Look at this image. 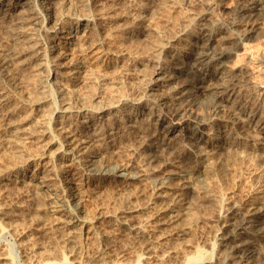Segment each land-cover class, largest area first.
I'll list each match as a JSON object with an SVG mask.
<instances>
[{"label": "rangeland", "instance_id": "1", "mask_svg": "<svg viewBox=\"0 0 264 264\" xmlns=\"http://www.w3.org/2000/svg\"><path fill=\"white\" fill-rule=\"evenodd\" d=\"M44 1L37 3L40 6L49 3L50 6H47L52 7L51 11L49 10L51 14L58 8L62 9L55 13L62 19L61 22L66 25L67 30L72 29L73 33L76 29L79 30L75 23L76 18H80L83 12L85 14L87 9L90 14L94 13L93 11H106V16L113 15V21L110 22L108 17L97 21L90 30L89 38L107 36L106 31L111 30V39L108 37V40L103 42L107 47L102 44V48L97 49L99 51L80 48L85 47V44L80 46L82 41L76 39V44L70 46V52H67L65 57L70 60L53 59V64L50 63L53 66L54 63L60 62L59 65L64 66H58L61 73L59 82L49 85L45 90L46 70L45 73L44 68L38 66L40 60H34L33 63L29 60L33 48L31 45L41 39L37 35L34 41L30 40L28 35H16L14 28L17 26L11 21L21 10V13L26 11V15L34 3L23 1L14 16L8 18L2 16L5 8L1 6L0 94L3 92L7 102L5 107L0 109V140L4 138L11 142L7 140L0 143V176L15 175L12 169L19 161H26L25 170H18L22 177L34 171L47 170L53 174L52 196L64 205L68 204L66 199L71 203L75 202L74 205L76 204L78 209L93 217V227L79 235H72L70 229L63 228L59 215L49 212L50 201L43 194L33 196L24 186L3 184L0 180V211L4 210L5 213L0 215V264H95L99 255L104 258L106 256L108 264H264V148L254 150L249 140L255 139L258 133L255 131V122L246 125L249 111L256 113V118L259 114L264 116V3L256 7L253 0H90L91 3L89 0H60L62 4L58 0ZM125 14H128L127 17ZM127 18L129 19L126 22L124 19ZM124 24H127L126 27ZM181 26H184V29ZM123 27L127 28L126 32ZM173 28L175 31L179 28L186 31L184 37L171 41L168 37L174 31ZM81 33L82 31L78 34ZM17 39L21 40V43ZM22 44L23 48L20 46ZM28 47L31 49L27 50ZM123 50L125 52H122ZM100 51L103 52L99 53ZM198 53L204 55L200 57ZM68 61L75 64L79 61L78 76L74 75L76 79L72 78L73 75L63 64ZM15 64L18 67H14ZM52 66L51 69L54 68ZM13 67L18 73L13 71ZM17 68H20L24 75ZM157 68L171 72L172 78L161 85L148 87L147 78ZM20 74L21 76H18ZM211 74L218 75L217 79L210 82ZM86 79L90 83L85 82ZM230 82L234 84L232 90L225 92L222 98H215L217 91H223L220 89L221 85ZM201 84L209 87H205L202 94L193 100L192 107L174 114L173 109L178 107L176 103L179 101H169V98L173 99L172 95L178 91L191 92ZM63 95L67 97L64 98ZM39 98L43 102L36 105L34 102ZM70 98L74 110L69 113L68 119L66 117L60 122L52 120L56 118L55 111L59 106ZM136 98L143 101L139 103ZM160 100L175 103L168 107L166 115L158 114L161 108L158 106ZM104 103L110 104V112L116 113L109 121L112 122L111 128L123 127L125 120H135L137 124L139 120L143 122L140 121L137 128L132 129L130 136L126 133L124 137H116L113 140L88 136L90 140H86H89V145L86 144L88 148L81 156V162L67 161L64 164L60 158L61 153H55L57 145L46 150L43 141L27 138L26 132L39 131L47 118L50 125L53 124L56 128L64 125L63 133L71 135L69 130L90 117L93 108L106 107ZM213 103L218 108L215 112ZM142 104L152 112L156 110L155 114L147 115L149 110H143ZM91 106L94 107L91 109ZM51 107H54L55 111ZM140 109L145 114H139ZM163 112L165 113V110ZM95 115L99 116L98 113ZM238 116L243 119L240 131L244 134L242 133L241 137L231 125V120ZM263 116L261 117L264 120ZM194 120L202 124L196 125ZM7 121L8 125L5 124ZM95 122L96 120H91V124ZM109 122L107 120L105 125L102 124V128L108 130L111 125H108ZM175 124L176 127L173 128ZM11 136L14 137L11 139ZM211 136L215 137V147L203 142L208 141ZM104 160H108L107 163L111 166L126 165L131 172H144V176L141 181L129 186L105 176L87 178L88 175L83 172V164L101 165L106 163ZM170 172H177L185 178V182H182L184 185L177 179L172 180V183L179 186L178 193L181 191L176 199V205L179 206L173 208L177 211L176 214L170 213L172 208L168 199L160 200L153 196L152 182L161 179L164 174L169 176ZM61 175H69L72 179V184L67 189L61 184ZM164 200H168L169 204ZM132 204L136 211L128 212L126 208ZM168 218L170 222H166ZM135 219L141 220V228L146 232L144 242L137 234L134 235L133 231H129L126 225L120 223L125 220L126 223H132ZM237 222L245 224L242 229H233ZM236 243L243 244L241 251L228 259V245ZM197 247L205 251L201 250V254H204L201 259L200 256L199 259L195 256L199 249L196 250ZM136 254H141V257L135 258ZM4 255H8L9 260L1 259ZM160 255L163 260L161 262L157 261ZM185 259L189 262L185 263Z\"/></svg>", "mask_w": 264, "mask_h": 264}, {"label": "bare ground", "instance_id": "2", "mask_svg": "<svg viewBox=\"0 0 264 264\" xmlns=\"http://www.w3.org/2000/svg\"><path fill=\"white\" fill-rule=\"evenodd\" d=\"M23 1H31V2H33L34 3V6H33V8L31 7V9H30V11L26 14V15H24V13L26 12H24V13H21V12H23L22 10L21 11H17L18 13H16L15 11L18 9V8H21V5H22V3H23ZM38 1H40L41 2V0H0V8L2 9V7L1 6H3L5 9H4V13H3V17H10V16H12L14 13H16L15 15L16 16H14L13 17V19H11V21H13V23L17 26V27H15L14 28V30H15V32H17V34L16 35H18V36H20V35H22V34H25V35H28L29 37L28 38H31L30 40H36L37 39V37L39 38V39H41L40 41H35V43L33 44V46L31 45V47H33L32 48V52H30V53H32L31 54V56L29 55V57L31 58V59H29V60H32V63H33V61L35 60H40L41 62L38 64V66L40 67V68H44V72H45V70H46V72H47V74H44V75H46L45 76V81L44 82H47L45 85V87H44V85L43 84H41L42 82H40V85H43V87L45 88V90H46V88L48 89V86L50 85V86H52V85H55L56 83H57V81H58V77H60V75H61V73L59 72V67L58 66H61V67H63L64 65H59L60 64V62L59 63H54V68H53V66L52 65H50V63L52 62V60L53 59H55V60H59L60 61V59L61 60H64V59H67V58H65L66 57V55H67V52L69 53L70 51V46H72L74 43H75V41H76V39L78 40V39H80V41H82V43L80 44V46L81 45H84L85 44V47H80V48H89V50H93V49H99V47H101V46H103L102 44H104L103 42H105L106 40H108V37H109V33H110V31L108 32V31H106L107 33H108V35L107 34H105V35H107V36H104L103 34V36L102 37H98V38H89L90 36H89V34H90V30H91V28L93 27V25L94 24H96V22L97 21H100V20H102V19H104L105 20V18L106 17H108V16H106V11H104L103 10V12H105V13H95V12H97V11H93L94 13H91L90 14V12H87L89 9H87L86 11H85V14H84V12H83V15H81L80 16V18H76V24L78 25V27H79V30L77 31V29H76V31H75V33H73V31H72V29L70 30H67V27H66V25L64 24V23H62L61 21H62V19L55 13L59 8L58 7H60V6H58L57 8L58 9H54L55 11H52V14L51 13H49V10L51 11V9H52V7H50L49 8V3L48 4H44V5H41L40 6V4H38L37 2ZM46 1V0H45ZM44 1V2H45ZM48 1V0H47ZM46 1V2H47ZM55 1V0H54ZM58 1H60V0H58ZM62 1V0H61ZM60 1V2H61ZM79 1V0H78ZM86 1V0H85ZM92 1V0H91ZM91 1L89 0V2L91 3ZM114 1V0H113ZM37 4H36V3ZM57 2V1H56ZM63 2V1H62ZM62 2H61V4H62ZM117 2V1H116ZM144 2V1H143ZM54 3V2H53ZM53 3L51 4V5H53ZM65 3V2H64ZM81 3H83L82 1H81ZM87 3V2H86ZM160 3V2H159ZM253 3H254V5L257 7V6H259V5H262L263 3H264V0H253ZM59 4V3H58ZM61 4H59V5H61ZM47 5H49V6H47ZM86 5V4H85ZM85 5H83L84 6V8L86 7ZM92 5H94V3L92 4ZM111 5H112V3H111ZM143 5V4H142ZM146 5V4H145ZM162 5H163V2H162ZM54 6H55V3H54ZM81 6H82V4H81ZM87 6H88V3H87ZM91 6V5H90ZM113 6V5H112ZM62 7V6H61ZM56 8V7H55ZM64 8V7H63ZM89 8V7H88ZM92 7H90V9H91ZM96 8V7H95ZM161 8V7H160ZM164 8H166V7H164ZM61 9V8H60ZM60 9H59V12H60ZM68 9V8H67ZM82 9V8H81ZM92 9H94V6H93V8ZM91 9V10H92ZM27 10V9H26ZM39 10H41V11H39ZM62 10V9H61ZM65 10V9H64ZM63 10V11H64ZM90 10V11H91ZM138 10V9H137ZM12 13H10V12ZM46 11L48 12V13H46ZM63 11L61 12V13H63ZM65 11H67V10H65ZM64 11V12H65ZM101 11V9L99 10V12ZM141 11V10H140ZM58 12V11H57ZM58 12V13H59ZM87 12V13H86ZM116 12V11H115ZM1 13V12H0ZM66 13V12H65ZM68 13V12H67ZM128 13V12H127ZM64 14V13H63ZM122 14H124V13H122ZM69 15V14H68ZM108 15H109V13H108ZM126 15V14H125ZM124 15V16H125ZM128 15V14H127ZM127 15H126V17H127ZM113 16V15H112ZM111 16V17H112ZM117 16V15H116ZM111 17H108L107 19H109L110 20V22L111 21H113L112 19H111ZM125 17V18H126ZM115 18V17H114ZM113 18V19H114ZM122 18V17H121ZM133 18V17H132ZM120 19V18H119ZM129 18H127V19H124L125 21L126 20H128ZM3 19H1V21H2ZM103 20V21H104ZM122 20H123V18H122ZM10 20H8V22H9ZM11 21L9 22V23H11ZM102 21V22H103ZM196 21V20H195ZM105 22V21H104ZM107 22V21H106ZM115 22V21H114ZM127 22V21H126ZM7 23V22H6ZM99 23H101V22H99ZM98 23V24H99ZM107 24H108V22H107ZM113 24V23H112ZM117 24V23H116ZM119 24V23H118ZM5 25V24H4ZM14 25V26H15ZM121 26H123V24H120ZM127 25V24H126ZM126 25L124 24V26L126 27ZM136 25V24H135ZM191 25H193V23L191 24ZM8 26H9V24H8ZM10 26H12V25H10ZM35 26H37V28H33V27H35ZM96 26V25H95ZM94 26V28H96ZM116 26H118L119 27V25H116ZM121 26H120V28H121ZM134 26V25H133ZM100 27V26H99ZM104 27V26H103ZM110 27V26H109ZM109 27H107V28H109ZM117 27V28H118ZM128 27H130V26H128ZM182 27V26H181ZM186 27V26H185ZM13 28V27H12ZM94 28H93V30H94ZM105 28V27H104ZM116 28V27H115ZM124 28V27H123ZM133 28V27H132ZM135 28V27H134ZM183 29H184V26L182 27ZM188 28H190V26L188 27ZM17 29V30H16ZM100 30H101V28H99ZM172 29V28H171ZM174 29V28H173ZM183 29H178L177 31H175L176 29H174V31L173 30H171V35H170V37H168V38H171V41H173V40H175V39H177V38H183L184 37V35H185V32L186 31H184ZM12 30V29H11ZM108 30V29H107ZM116 30V29H115ZM188 30V29H187ZM36 31V32H35ZM82 31V33L81 34H78V33H80ZM95 31V30H94ZM101 31H103V30H101ZM113 31V30H112ZM124 32H126L127 31V28H124V30H123ZM12 32V31H11ZM98 31H96V33H97ZM100 32V31H99ZM117 32V31H116ZM116 32H115V34H116ZM166 32V31H165ZM95 33V32H94ZM118 33V32H117ZM64 34H66L65 36H64ZM111 34V33H110ZM120 34V36L122 35L121 33H119ZM129 34V33H128ZM168 34V33H167ZM13 35H15V34H13ZM16 35H15V37H16ZM35 35H37V37L35 36ZM112 35H114V32L112 33ZM118 35V34H117ZM125 35H126V33H125ZM17 36V37H18ZM23 36V35H22ZM32 36H35V37H32ZM119 36V37H120ZM129 36V35H128ZM113 37V36H112ZM124 37V36H123ZM27 38V39H28ZM117 39H119L118 37H116ZM115 38V39H116ZM128 38V37H127ZM22 40H23V38H21ZM25 39H26V37H25ZM24 39V40H25ZM109 39H111L110 37H109ZM113 39V38H112ZM121 39H122V37H121ZM132 39V38H131ZM18 40V39H17ZM125 40V39H124ZM127 40V39H126ZM19 41V40H18ZM18 41H16V42H18ZM21 41V40H20ZM19 41V42H20ZM112 41V40H111ZM111 41H107V42H111ZM128 41V40H127ZM25 42H27V40H25ZM40 42V43H39ZM113 42V41H112ZM21 43V42H20ZM23 43V42H22ZM28 43V42H27ZM33 43V42H32ZM31 43V44H32ZM80 43V42H79ZM154 43V42H153ZM76 44V43H75ZM106 44V43H105ZM104 44V45H105ZM112 44V43H111ZM115 44V43H114ZM154 44H156V43H154ZM16 45V44H15ZM28 45V44H27ZM108 45H109V43H108ZM21 47L22 46H24L23 44L22 45H20ZM106 46V45H105ZM155 46V45H154ZM19 47V46H18ZM25 47H26V45H25ZM107 47V46H106ZM105 47V48H106ZM110 47V46H109ZM108 47V48H109ZM23 48V47H22ZM76 48H79V47H76ZM102 48V47H101ZM119 48V47H118ZM124 48V47H123ZM17 49V48H16ZM25 49V48H24ZM28 49H31V48H27V50ZM73 49V48H72ZM21 50V49H20ZM23 50V49H22ZM109 50H111L110 48H109ZM115 50V49H114ZM126 50V49H125ZM79 51V50H78ZM97 51H99V50H97ZM106 51H108V49L106 50ZM105 51V52H106ZM116 51V50H115ZM114 51V52H115ZM127 51V50H126ZM101 52H103V51H100L99 53H101ZM109 52V51H108ZM111 52V51H110ZM120 52V51H119ZM122 52H125L124 50L122 51ZM122 52H120V53H122ZM131 53V52H130ZM116 54H117V52H116ZM124 54V53H123ZM129 54V53H128ZM198 54H200V57L201 56H203L204 54L203 53H198ZM103 55V54H102ZM133 55V54H132ZM13 58V57H12ZM13 60V59H12ZM28 60V61H29ZM67 60H70V59H67ZM27 61V62H28ZM128 61V60H127ZM12 62V61H11ZM57 62V61H56ZM71 62V61H70ZM75 62V61H74ZM79 62V61H78ZM77 61H76V64L75 63H73V61H72V63H69V61L67 62V63H63V64H65L66 66V68H68L69 69V72H71V75H73V79H76L75 77H74V75L76 74L77 75V71H78V66H77V63H78ZM129 62V61H128ZM22 63V62H21ZM81 63V62H80ZM29 64V63H28ZM52 64H53V62H52ZM17 64H15L14 65V67L16 66ZM80 65V64H79ZM19 66H21V65H19ZM26 66V65H25ZM51 66H52V68L53 69H51ZM128 66V65H127ZM143 66V65H142ZM14 67H13V71H16V68L14 69ZM16 67H18V66H16ZM22 67V66H21ZM24 67V66H23ZM22 67V68H23ZM165 67V66H164ZM20 68H17V70H19ZM39 69V68H38ZM37 69V70H38ZM158 69V68H157ZM154 70L153 72H152V74L149 76V78H147L148 79V82H149V85H148V87L150 86H157L158 84H160L161 85V83L162 82H165V81H167V80H169L170 78H172V73L171 72H165L163 69H158V70ZM166 69H168V67L166 68ZM26 70H27V68H26ZM33 70V69H32ZM36 70V69H35ZM36 70V71H37ZM43 70V69H42ZM20 71V70H19ZM22 71V70H21ZM20 71V72H21ZM28 71V70H27ZM17 72V71H16ZM24 73H27V72H25V71H23ZM45 72V73H46ZM146 72V71H145ZM5 73V72H4ZM18 73V72H17ZM28 73H30V72H28ZM27 73V74H28ZM32 73V72H31ZM3 74V73H2ZM16 74V73H15ZM21 74L22 75H24L22 72H21ZM21 74L20 75H18V76H21ZM4 75V74H3ZM33 75H34V73H33ZM217 75L218 74H211L210 75V78H209V81L211 82V81H213V80H215V79H217ZM5 76H6V74H5ZM9 76V75H8ZM36 76H38L39 77V75H36ZM78 76V75H77ZM147 76V75H146ZM4 77V76H3ZM27 77V76H26ZM37 77V78H38ZM91 77V76H90ZM148 77V76H147ZM23 78V77H22ZM44 78V77H43ZM71 78V79H72ZM6 80H7V78H5ZM28 79V78H27ZM31 79V78H30ZM36 79V78H35ZM82 79V78H81ZM88 79V78H87ZM87 79L85 80V82L87 81ZM144 79V78H143ZM44 80V79H43ZM83 80V79H82ZM90 80V79H89ZM92 80H94V79H92ZM95 80H96V78H95ZM29 81V80H28ZM73 81V80H72ZM91 81V80H90ZM5 82H7V81H5ZM10 81H8V83H9ZM26 82V81H25ZM59 82V81H58ZM88 82V81H87ZM147 82V81H146ZM147 82V83H148ZM7 83V84H8ZM31 83V82H30ZM33 83H34V81H33ZM33 83H31V84H33ZM88 83H90V82H88ZM141 83V82H140ZM139 83V84H140ZM143 83H145V82H143ZM25 84V83H24ZM11 85V84H10ZM73 85H74V83H73ZM144 85V84H143ZM147 85V84H146ZM209 84H207V86H208ZM232 85H234L233 84V82H230V83H226V85H221V88L220 89H223V91L221 92V91H217L216 93H215V98H222V96H223V94L225 93V92H229L230 90H232ZM34 86V85H33ZM72 86V85H71ZM141 86V85H140ZM30 87H31V85H30ZM43 87H42V89H43ZM54 87V86H53ZM205 87H206V85H205ZM205 87H204V85L202 86V84H201V86H199V87H197L195 90H193V91H191V92H181V91H178V92H176V93H174L173 95H172V97H173V99H170L169 98V101H173V100H178L179 102H177L176 104L178 105V107L177 108H174L173 109V112H174V114H179L181 111H186L187 110V107H189V106H191L193 103H194V99L195 98H197L198 96H200L201 94H202V92H203V90L205 89ZM209 87V86H208ZM208 87H206V88H208ZM55 88H56V86H55ZM146 88V87H145ZM40 89V88H39ZM42 89H40V90H42ZM50 89V88H49ZM53 89V88H52ZM51 89V90H52ZM59 89H60V87H59ZM44 90V89H43ZM55 90V89H54ZM57 90V89H56ZM58 91V90H57ZM59 91H61V90H59ZM58 91V92H59ZM69 91V90H68ZM73 91V90H72ZM46 92V91H45ZM49 92V91H48ZM64 92V91H63ZM71 92V91H70ZM69 92V93H70ZM96 92V91H95ZM38 93V92H37ZM42 93H43V91H42ZM82 93V92H81ZM80 93V94H81ZM213 93V94H214ZM40 95H43V94H41V93H39ZM67 94V93H66ZM74 93H72V95H73ZM85 94V93H84ZM38 95V94H37ZM58 95V94H57ZM60 95V97H61V94H59ZM71 95V94H70ZM86 95V94H85ZM88 95V94H87ZM97 95V94H96ZM125 95V94H124ZM7 96V95H6ZM77 96H78V94H77ZM123 95L121 94V97H122ZM146 96V95H145ZM40 97V96H39ZM54 97V96H53ZM59 97V96H58ZM57 97V98H58ZM62 97H64V95L62 96ZM67 97V96H66ZM66 97H64V98H66ZM72 97H74V96H72ZM82 97H83V95H82ZM89 97H90V95H89ZM93 97V96H92ZM119 97H120V95H119ZM127 97V96H126ZM147 97V96H146ZM153 97V96H152ZM52 98V97H51ZM63 98V99H64ZM78 98V97H77ZM76 98V99H77ZM81 98V97H80ZM36 99H38L37 97H36ZM35 99V100H36ZM45 100V98H42V100ZM74 99V98H73ZM84 99V98H83ZM89 99V98H88ZM114 99V98H113ZM139 99V98H138ZM138 99L136 98V100L138 101ZM144 99V98H143ZM148 99V98H147ZM150 99V98H149ZM71 100V98L69 99V101L66 99V100H64V102L62 103V101H61V103H62V105L61 106H59L60 108L57 110V111H55V109H54V107L52 108V109H54V111L55 112H57V116H56V118H54V119H52V120H54V121H59L60 122V120H64L68 115H69V113H71L73 110H74V105H73V103L70 101ZM109 100V99H108ZM151 100V99H150ZM48 101V100H47ZM74 101H75V99H74ZM114 101V100H113ZM119 101V100H118ZM125 101V100H124ZM123 100H122V102H124ZM127 101V100H126ZM143 100H140V101H138L139 103H141ZM154 101V100H153ZM161 102H160V104L158 103V106H160L161 108H160V110H159V112H158V114L159 115H166V112H167V110H168V107L170 106V105H172V104H175L174 102H168V101H164V100H160ZM6 97H5V95L3 94V92H2V95L0 94V109L2 108V107H5V105H6ZM34 102V101H33ZM43 101H41V99L39 98V100H37L36 102H34L36 105H40L41 103H42ZM52 102V101H51ZM54 102H55V100H54ZM75 102H77V101H75ZM84 102V101H83ZM119 102H121V101H119ZM131 102V101H130ZM147 102V101H146ZM155 102V101H154ZM44 103H45V101H44ZM86 103V102H85ZM100 103V102H99ZM98 103V104H99ZM56 104V103H55ZM97 104V103H96ZM104 104H106V103H104ZM126 104V103H125ZM133 104V103H132ZM151 104V103H150ZM43 105V104H42ZM54 105V104H53ZM83 105H85V104H83ZM114 104H112V107H114L113 106ZM135 105V104H134ZM50 106V105H49ZM55 106V105H54ZM82 106V105H81ZM97 106V105H96ZM118 106V105H117ZM120 106H121V103H120ZM125 106V105H124ZM157 106V107H158ZM212 106H213V111L215 112V110H217L218 108H217V106H216V104L215 103H213L212 104ZM241 106V105H240ZM242 106H243V104H242ZM241 106V107H242ZM58 107V106H57ZM94 106H91V109L93 108ZM110 104L109 105H107L106 104V107L104 106V107H95V108H93V110H91V111H93L92 112V115L90 116V117H86L87 119L86 120H82V121H80L81 123L80 124H76L77 126H74V129H71V130H69L68 131V133H70L71 135H67V134H65V133H63V129L62 128H64V125H63V127L62 126H59L58 128H56V127H54V125L52 124V125H50V123L48 122V118L45 120V121H43L44 123H43V125H42V127H41V129L39 130V131H37L36 129V131H33V132H30V131H28V133L26 132V135H27V138H29V139H33V140H36V141H43L44 143H43V145H44V147H45V149L46 150H49L50 149V147H53L54 145H57L56 146V152L55 153H58V154H60L61 153V156H60V158L63 160V162H64V164L67 162V161H70V162H72V163H77L78 161L79 162H81V161H83V160H81V156L84 154V153H86L85 152V150H87V146H86V144H88L89 145V143H87L90 139H89V137L88 136H90V135H92L93 137H95V138H99V137H101V138H106V139H111V140H113L114 138H116V137H121V136H123L124 134H126V133H128V136H130L132 133V129L134 130V128H137V126H138V124L140 123V121L141 120H139V123L137 124V122L135 121V120H133L134 122H132V121H127L126 122V120H125V122H123V127H119V128H116V127H114L113 126V128H111L112 127V122H109L110 121V119L112 118V117H114V116H116L115 114L116 113H112V112H114V111H112V112H110ZM156 107V106H155ZM156 107V108H157ZM192 107V106H191ZM245 107V106H244ZM40 108V107H39ZM41 108H42V106H41ZM47 108V107H46ZM115 108V107H114ZM118 108V107H117ZM121 107H119V109H120ZM141 108L144 110V109H148L149 111V113H146L147 115L148 114H152V113H154L155 114V112H156V110H155V112H152L151 110H150V108L149 107H147L146 105H141ZM3 109V108H2ZM6 109H8V108H6ZM37 109V108H36ZM43 109V108H42ZM76 109V108H75ZM79 109V108H78ZM85 109V108H84ZM113 109V108H112ZM126 109V108H125ZM152 109V108H151ZM11 110V109H10ZM14 110V109H13ZM12 110V111H13ZM124 110V109H123ZM129 110V109H128ZM130 110H131V108H130ZM138 110V109H137ZM165 110V113L163 112ZM50 111V110H49ZM53 111V112H54ZM127 111V110H126ZM244 111V110H243ZM254 111V110H253ZM256 111V110H255ZM1 112V111H0ZM79 112V111H78ZM117 112H119V113H121L120 111H118L117 110ZM125 112V111H124ZM3 113V112H2ZM2 113H1V115H2ZM12 113V112H11ZM45 113V112H44ZM46 113H48V112H46ZM45 113V114H46ZM52 113V112H51ZM50 113V114H51ZM95 113H98V115L99 116H97V115H95ZM129 113V112H128ZM263 113V112H262ZM41 114V113H40ZM43 114V113H42ZM86 114V113H85ZM122 114V113H121ZM126 114V113H125ZM139 114H145V112L144 111H141V109L139 110ZM14 115V114H13ZM49 115V114H48ZM118 115V114H117ZM132 115V114H131ZM149 115V116H150ZM258 115V114H257ZM72 116V115H71ZM83 116V115H82ZM122 116V115H121ZM136 116H137V114H136ZM145 116V115H144ZM261 116H263V114L261 115ZM260 116V114H259V117L258 118H256V113H254V112H252V111H249V115L247 116V119H246V125L248 124V123H252V122H255V131H257L258 133H256L257 135H256V138L255 139H251V140H249V141H251L252 143V145L254 146V150H259V149H261V148H264V120H263V118ZM9 117V116H8ZM14 117V116H13ZM46 117V116H45ZM73 117V116H72ZM157 117H159V116H157ZM264 117V116H263ZM50 118V117H49ZM52 118V117H51ZM71 117H69V119H70ZM120 118V117H119ZM123 118V117H122ZM136 118V117H135ZM147 118V117H146ZM160 118H162V116L160 117ZM3 119H5V116L3 115ZM67 119H68V117H67ZM118 119V118H117ZM124 119H125V117H124ZM49 120H51V119H49ZM91 120L92 121H94V120H96V122L95 123H93V124H91ZM107 120H108V125H110L108 128V130L107 129H105V128H102V124H106L107 123ZM113 120V119H112ZM123 120V119H122ZM145 120V119H144ZM242 120L243 119H241L240 118V116H238V117H236V119H233V120H231V125H233V129H234V131L235 132H237V134H238V136H242L244 133L243 132H241L240 131V128H241V126H240V123L242 122ZM245 120V119H244ZM69 121V120H68ZM51 122V121H50ZM116 122V121H115ZM122 122V121H121ZM141 122H143V121H141ZM244 122V121H243ZM42 123V122H41ZM148 123V122H147ZM194 123L196 124V125H201L202 123H200L198 120H194ZM262 123H263V125H262ZM5 124H7L8 125V121H7V123H5ZM36 124V123H35ZM75 124V123H74ZM100 124V125H99ZM177 124V123H176ZM176 124L174 125V127L173 128H175L176 127ZM242 124V123H241ZM40 125V124H39ZM118 125V124H117ZM116 125V126H117ZM122 125V124H121ZM260 125H262L261 126V128L259 129L258 127L260 126ZM107 127V126H106ZM139 127H140V125H139ZM145 129V128H144ZM254 129V128H253ZM142 130V129H141ZM8 131H10V130H8ZM136 131V130H135ZM91 132V133H90ZM134 132V131H133ZM60 133H61V135H60ZM243 133V134H242ZM236 134V135H237ZM12 135H14V134H12ZM125 136V135H124ZM123 136V137H124ZM127 136V135H126ZM14 137V136H13ZM12 136H11V139L13 138ZM10 138V137H9ZM58 138H60V140H58ZM94 138V139H95ZM239 138V137H238ZM6 139H7V137H6ZM86 139H89L88 141L86 140ZM105 139V140H106ZM7 140H9V139H7ZM7 140H5L4 138H2L1 140H0V143L3 141L4 143L7 141ZM14 140V139H13ZM57 140L59 141V142H57ZM119 140V139H118ZM121 140H123L122 138H121ZM215 137H213V136H211V137H208V141H203V142H205V143H207V144H209V145H211V146H213V147H215L216 145L214 144L215 143ZM230 140H232V139H230ZM10 141V140H9ZM19 141V140H18ZM94 141V140H93ZM92 141V142H93ZM97 141H99V140H97ZM117 141V140H116ZM11 142V141H10ZM101 142V141H100ZM104 142V141H103ZM3 143V144H4ZM19 143V142H18ZM108 143V142H107ZM106 143V144H107ZM110 143V142H109ZM20 144V143H19ZM119 144V143H118ZM9 145V144H8ZM230 145H231V143H230ZM11 146H13V145H11ZM16 146V145H15ZM18 146H20V148L19 149H21L22 147H21V144L20 145H18ZM109 146V145H108ZM175 146V145H174ZM173 146V147H174ZM176 146H177V144H176ZM252 146V147H253ZM5 147V146H4ZM90 147V146H89ZM107 147V146H106ZM249 147V146H248ZM6 148H7V146H6ZM10 148V147H9ZM13 148V147H12ZM177 148H179V147H177ZM250 148V147H249ZM8 149V148H7ZM90 149V148H89ZM229 149V148H228ZM253 149V148H252ZM17 150H18V147H17ZM17 150H16V152H17ZM263 150V149H262ZM10 151V150H9ZM8 151V152H9ZM91 151V150H90ZM175 151V150H174ZM227 151V150H226ZM229 151V150H228ZM12 152V151H11ZM14 153V152H13ZM12 153V154H13ZM17 153H19V152H17ZM16 153V154H17ZM231 153V152H230ZM2 154H3V152H2ZM20 154V153H19ZM18 154V156H20V155H22V154H20L19 155ZM232 154V153H231ZM88 155V154H87ZM3 156V155H2ZM202 156V155H201ZM5 157V156H4ZM7 157V156H6ZM12 157V156H11ZM21 157V156H20ZM19 157V158H20ZM232 157V156H231ZM15 158H17V157H15ZM14 158V159H15ZM202 158V157H201ZM233 158V157H232ZM231 158V159H232ZM82 159H84V158H82ZM86 159V158H85ZM89 159V158H88ZM19 160V159H18ZM23 160V159H22ZM226 160V159H225ZM17 161V160H16ZM88 162V160H85V162ZM100 161V160H99ZM98 160H97V162H99ZM104 161H106V163H103V164H101V165H97L96 163V165H94L92 162V164L91 165H88L87 163H84L83 164V172H85V174L86 175H88L87 176V178L88 177H91V176H105V177H110V178H113V179H115V180H117V181H120V182H122V183H124V184H127L128 186L129 185H131V184H135L136 182H139V181H141L142 180V176H144V172L142 173V172H131V170H129L128 168H127V166L126 165H120V166H111V164L109 165L108 163H107V161L108 160H104ZM224 161V160H223ZM19 162H22V161H19ZM18 162V164L16 163V165L14 166V168L12 169L16 174L15 175H5V176H0L1 178H0V180H1V182H3V184H15V185H20V187L21 186H24V187H26V188H28V190L27 191H30V193L34 196V195H37V196H41V194H43L46 198H47V200H49L50 202H49V208H50V210H49V212H52V213H56V214H58L59 215V217H60V223L62 224V226H63V228H68V229H70L71 230V233H72V235H79V233H81L82 231L83 232H86L85 230H87V229H90L91 227H93V217H91L90 215V217L89 216H87L86 214H84L83 213V210L81 211L80 209H78L77 207H76V204L74 205V203H71V202H69V201H67V199H66V201L65 202H68V204L67 205H64V204H62L61 202H59V201H57V199H56V197L55 196H52V194H53V189H52V185H51V180H52V176L51 175H53V174H51L50 172H48L47 170L45 171V169H43V170H38V172H32V173H30L29 175L27 174L26 176H24V177H22V176H20L19 174H18V170H25V164H26V161L25 162H23V163H19ZM89 162H90V160H89ZM99 163H101V162H99ZM27 166V165H26ZM66 166H68V165H66ZM65 166V167H66ZM205 167V166H204ZM6 169V168H5ZM11 169V168H10ZM27 169V168H26ZM212 169V168H211ZM144 171V170H143ZM207 171V170H206ZM22 172H24V171H22ZM58 172H60V171H58ZM82 172V173H83ZM4 173V172H3ZM169 173V172H168ZM171 173V172H170ZM6 174V173H5ZM169 176H165V174H164V177H162L161 179H158V180H155V181H153L152 182V188H153V196L155 197V198H157V199H163V198H166V199H168L169 200V203H170V207L172 208H170L169 206V208L171 209V214L172 213H174V214H176L177 213V211L176 210H173V208H175L176 206H179V205H176V203H177V198L179 197V193H181V191L178 193V191L180 190L179 189V186L177 185V184H174V183H172V180H178L180 183H184L185 182V178H184V176L183 175H180L179 173H177V172H173V173H171V174H168ZM170 175H172V176H170ZM56 176V175H55ZM62 176V175H61ZM58 178V177H57ZM144 178V177H143ZM183 180V181H182ZM60 181H61V184L64 186V188L65 189H67L68 188V186L70 185V184H72V179H71V177H69V175H65V176H62V178L60 179ZM182 183V184H183ZM184 185V184H183ZM183 185H181V186H183ZM125 186V185H124ZM14 187H16V186H14ZM70 188H71V186H70ZM182 188V187H181ZM55 191V190H54ZM67 191V190H66ZM63 192H65V191H63ZM56 195V194H55ZM43 196V197H44ZM33 198V197H32ZM35 198V197H34ZM33 198V199H34ZM67 198V197H66ZM36 199V198H35ZM38 199V198H37ZM36 199V200H37ZM35 200V201H36ZM40 200V199H39ZM168 200H164V201H166L167 203H168ZM179 202V201H178ZM36 203V202H35ZM39 204H40V202H38ZM168 203V204H169ZM168 204H166V205H168ZM41 205V204H40ZM135 205V204H134ZM37 206V205H36ZM39 206V205H38ZM130 206H132V207H130ZM128 208H126L127 209V211L128 212H134V211H136V207H133V204L132 205H130ZM39 207H41V206H39ZM44 207V206H43ZM181 207V206H180ZM263 207V211H264V205L262 206ZM123 208V207H122ZM168 208V209H169ZM179 209V208H178ZM0 210H2V209H0ZM43 210L44 209H42V212H43ZM164 210V209H163ZM180 210V209H179ZM4 211V210H3ZM3 211H0V215H4L5 213L3 212ZM7 211V210H6ZM126 211V210H125ZM124 212V211H123ZM45 213V212H44ZM159 213V212H158ZM169 213V212H168ZM110 214V213H109ZM130 214V213H129ZM7 215H9V214H7ZM111 215V214H110ZM126 215V214H125ZM131 215V214H130ZM155 215H157V213L155 214ZM179 215V214H178ZM112 216V215H111ZM161 216V215H160ZM172 216V215H171ZM174 216H176V215H174ZM180 216V215H179ZM178 216V217H179ZM108 217H110V216H108ZM124 217V216H123ZM130 217V216H129ZM158 217V216H157ZM173 217V216H172ZM107 218V217H106ZM174 218V217H173ZM172 218V219H173ZM175 218H177V217H175ZM161 219V218H160ZM169 219V218H168ZM239 219V218H238ZM262 219V218H261ZM137 219H135V222H132V223H126L125 221H123V222H120V223H122V224H124V225H126L127 226V228L129 229V231L131 230V231H133L134 232V235L135 234H137L138 235V238L139 239H141L143 242H144V237L146 236V232L145 231H143L142 230V226H141V224H140V222H139V220L138 221H136ZM158 220H159V218H158ZM237 220V219H236ZM236 220H234V221H236ZM241 220V219H240ZM119 221V220H118ZM141 221V220H140ZM162 221H163V218H162ZM167 221H169L170 222V219L169 220H166V222ZM174 221V220H173ZM172 221V222H173ZM234 221H233V223H234ZM158 222V221H157ZM166 222H165V224H166ZM171 222V224H173ZM177 222V221H176ZM160 223V222H159ZM163 223V222H162ZM233 223H232V225H233ZM144 224V223H143ZM142 224V225H143ZM168 224V223H167ZM174 224H175V222H174ZM243 224L244 223H242V222H237L236 224H235V226H234V228L233 229H235V227H238V228H241L242 229V226H243ZM162 225H164V224H162ZM245 225V224H244ZM245 227V226H244ZM144 228H145V226H144ZM147 228V227H146ZM150 229V228H149ZM18 230V229H17ZM16 230V231H17ZM92 230V229H91ZM145 230H147V229H145ZM181 231V230H180ZM132 232V233H133ZM150 232V231H149ZM153 233V232H152ZM236 233V232H235ZM262 233V231L261 232H259V234H261ZM72 235H71V237H72ZM147 235H149V234H147ZM152 235V234H151ZM99 236V235H98ZM97 236V237H98ZM101 236V235H100ZM110 236V235H109ZM19 237V236H18ZM137 237V236H136ZM234 237V236H233ZM76 238V237H75ZM110 238V237H109ZM133 238V237H132ZM222 238V237H221ZM70 239V238H69ZM72 239V238H71ZM73 239H74V237H73ZM100 239V238H99ZM134 239V238H133ZM138 239V240H139ZM145 239H147V238H145ZM102 240V239H101ZM107 240H109L108 238H107ZM113 240V239H112ZM148 240V239H147ZM222 240V239H221ZM67 241H68V238H67ZM72 241V240H71ZM103 241V240H102ZM136 241V240H135ZM106 242V241H105ZM146 242V241H145ZM111 244H113L112 242H110ZM139 243H141V242H139ZM109 244V243H108ZM135 244V243H134ZM106 245V244H105ZM110 245V244H109ZM130 245V244H129ZM138 245H140V244H138ZM243 244H241V243H236V244H232V245H228V248L230 249V251H228V254H227V258L228 259H231L232 258V256L233 257H235L234 256V254H236V253H238L239 251H241V246H242ZM131 246V245H130ZM113 247V246H112ZM199 247H197L196 248V250L198 249ZM227 248V247H226ZM118 249V248H117ZM195 250V251H196ZM201 250L203 251V249L202 248H199L196 252H195V256H200V259H201V255L203 254V252H205V251H203L202 252V254H201ZM118 251V250H117ZM100 252V251H99ZM165 253H167V252H165ZM7 254V253H6ZM206 254V253H205ZM104 255V254H103ZM137 255V257H135ZM136 255H134V257L135 258H138V254H136ZM167 255H168V253H167ZM192 255H193V253H192ZM204 255V254H203ZM8 256V255H7ZM7 256H2L1 257V259H4L5 261H7V260H9L8 258H7ZM164 256V255H163ZM195 256H193L194 258H195ZM98 257V256H97ZM139 257H141V254H140V256ZM161 255L158 257V260L157 261H163L162 259H161ZM189 256H187V258H188ZM204 257V256H203ZM105 258H106V256H105ZM105 258H104V256H101V255H99V257L96 259V263L95 264H106L107 263V261L105 260ZM134 258V260H136ZM189 258H191V257H189ZM188 258V259H189ZM194 258H193V260H194ZM108 259H110V258H108ZM187 259V260H188ZM195 259H197V258H195ZM198 259H199V257H198ZM203 259V258H202ZM3 260V261H4ZM95 260V259H94ZM191 260H192V258H191ZM133 261V260H132ZM137 261H139V260H137ZM185 261H186V259H185ZM202 261V260H201ZM94 262V261H93ZM189 262V260L188 261H186L185 263H188ZM193 262V261H192ZM195 262V261H194ZM197 262H198V260H197ZM3 263V262H2ZM46 263V262H45ZM109 263V262H108ZM107 263V264H108ZM120 263V262H119ZM163 263V262H162ZM198 263H200V262H198ZM43 264V263H42ZM50 264V263H49ZM53 264V263H52ZM113 264H115V263H113ZM118 264V263H117ZM129 264V263H128ZM132 264V263H131ZM136 264H137V262H136ZM159 264V263H158Z\"/></svg>", "mask_w": 264, "mask_h": 264}]
</instances>
